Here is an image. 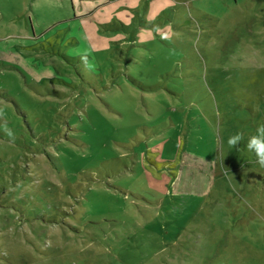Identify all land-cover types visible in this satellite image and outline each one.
Returning <instances> with one entry per match:
<instances>
[{
	"label": "rangeland",
	"instance_id": "374dc122",
	"mask_svg": "<svg viewBox=\"0 0 264 264\" xmlns=\"http://www.w3.org/2000/svg\"><path fill=\"white\" fill-rule=\"evenodd\" d=\"M0 107V264H264V0H0Z\"/></svg>",
	"mask_w": 264,
	"mask_h": 264
},
{
	"label": "clouds",
	"instance_id": "9594fccd",
	"mask_svg": "<svg viewBox=\"0 0 264 264\" xmlns=\"http://www.w3.org/2000/svg\"><path fill=\"white\" fill-rule=\"evenodd\" d=\"M157 32L160 29L157 27ZM162 39H169L168 33H163ZM0 128H3L6 135L9 137L11 142H14L16 139L15 133L11 128L8 127V121L6 119V111L4 107H0ZM244 140L243 132H236L235 134L228 137L227 143L230 147H236L240 142ZM176 147L182 148L183 144L178 143ZM246 148L248 152L254 154L255 162L261 167L264 168V123L258 125L254 134H251L247 138Z\"/></svg>",
	"mask_w": 264,
	"mask_h": 264
}]
</instances>
